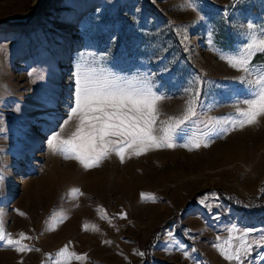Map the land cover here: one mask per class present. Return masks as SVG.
Masks as SVG:
<instances>
[{"label": "rangeland", "instance_id": "374dc122", "mask_svg": "<svg viewBox=\"0 0 264 264\" xmlns=\"http://www.w3.org/2000/svg\"><path fill=\"white\" fill-rule=\"evenodd\" d=\"M262 28L264 0H0V223L30 249L0 240V264H234L236 229L264 264V116L234 126L264 53L250 73L228 63ZM113 77L162 97L157 135L195 89L197 115L174 147L123 162L53 154L77 83Z\"/></svg>", "mask_w": 264, "mask_h": 264}, {"label": "snow or ice", "instance_id": "6c2138e0", "mask_svg": "<svg viewBox=\"0 0 264 264\" xmlns=\"http://www.w3.org/2000/svg\"><path fill=\"white\" fill-rule=\"evenodd\" d=\"M248 28L252 29L253 25L249 24ZM256 52L264 53V28L261 29V38H253L250 43H246L239 50V54L229 59L228 63L238 71L250 73L253 71L251 59ZM255 72L256 78L253 80H247L245 76L239 77L251 87V98L239 101L247 106L244 109H237L238 119L234 126L240 128L255 124L258 117L264 116V68L255 69ZM199 95V89H195L193 99L187 102L182 117H169L168 120L174 123L161 127L159 129L161 134L157 135L155 125L160 115L157 104L162 99L161 96L148 88H139L127 81L122 82L117 77L81 80L77 83L68 118L60 126V131H53L48 139L49 148L53 154L63 153L65 158L77 160L86 169L98 166L99 162L112 152L123 162L126 152L138 156L151 148H172L175 136L186 127L192 117L197 115L196 101ZM73 117L77 120L75 130L68 138H62L64 125ZM165 123L167 122H162ZM192 146L199 148L201 142L194 141ZM203 146L207 147V144L204 143ZM236 230L242 235L233 239H239L240 243L233 245L229 241L228 249L222 254L234 264H246L252 244L244 240V235L253 232L254 229ZM231 231L230 229L229 232ZM19 236L20 240L28 239L23 233ZM0 240L9 246L18 245L17 251L30 250L27 245H20V240L12 239L11 234L4 231L2 223ZM252 243L264 246V236ZM82 258L76 256L77 260Z\"/></svg>", "mask_w": 264, "mask_h": 264}, {"label": "trees", "instance_id": "16d2710c", "mask_svg": "<svg viewBox=\"0 0 264 264\" xmlns=\"http://www.w3.org/2000/svg\"><path fill=\"white\" fill-rule=\"evenodd\" d=\"M253 61H257V62H264V54H256L253 57ZM227 204L232 206L233 208L235 207V203H233L232 201L227 200ZM250 210H252V213H259V212H264V204H252V206H250Z\"/></svg>", "mask_w": 264, "mask_h": 264}]
</instances>
